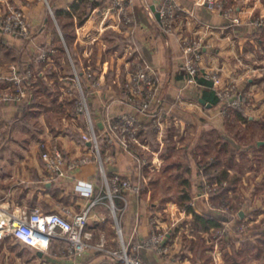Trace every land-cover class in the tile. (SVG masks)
I'll return each instance as SVG.
<instances>
[{"label":"crops","instance_id":"crops-1","mask_svg":"<svg viewBox=\"0 0 264 264\" xmlns=\"http://www.w3.org/2000/svg\"><path fill=\"white\" fill-rule=\"evenodd\" d=\"M49 1H32L28 10L31 39L0 31L1 88L11 82L16 72L22 75L28 67L36 71L37 77L36 84L22 99L0 102V264H46L42 261L47 259L54 264L119 262L110 252L118 229L116 224L107 222L106 206L111 205L109 198L104 197L105 189L90 221L98 229L103 227L110 232L106 248L96 245L74 257L55 261L52 251L60 241L53 240L51 252L40 254V250L4 232L15 213L35 208L50 212L64 206L80 211L100 190L102 174L97 161L75 170L71 177L51 179L41 157L42 144L51 142H57L69 157L94 152L91 141L83 138L92 132L90 120L87 115L78 114L72 103L81 93L75 83L76 71L89 100L92 125L103 145L102 153L111 151L113 156L106 163L108 173L138 178L141 184L139 193H126V209L124 201L116 199L124 236L128 242L135 243V240L148 239L157 230L167 232V250L159 252L155 247H141L138 250L141 258L147 264H264V186L259 184L264 171L256 175L257 184L249 190L243 189L241 225L238 232L227 225L221 235L226 242L222 243L214 229H203L193 214L170 198L175 193L190 192L196 195L201 209L195 207L198 213H213L202 199H206L201 192L206 177L199 172V161L189 160L188 169L179 161L174 166L175 161L168 158V146L174 136L171 126L176 121L175 126L184 129L186 126L188 129L225 128L231 116L222 117L220 103H203L201 98L206 91L214 92L217 87L229 84L236 85L248 118L233 117L248 128L246 134L252 138L248 143L240 142L239 146L249 156H253L254 149L257 156L264 154V27L252 23L260 14L264 15L262 1L239 0L236 13L229 18L209 8L206 0H179L177 29L166 34L159 15L165 0H128L131 25L122 23L120 12L112 8L110 0H77L74 7L72 0H54L58 9L68 8L62 15L63 21L67 17L68 24L72 25L64 27L68 42ZM47 7L53 12H48ZM1 8L5 9V5ZM80 19L83 22L78 24ZM194 35L203 37L206 43L203 69L215 70L220 75L213 87L190 86L185 81L182 38ZM73 54L78 57L79 69ZM136 55L153 68L158 82L156 93L166 115H171L170 121L174 119V122L162 123V130L158 132L149 127L143 130L134 153L120 147L108 150L105 138L108 116L135 112L149 122L148 114L139 112L126 101L128 91L124 84ZM87 71L92 74L87 75ZM61 86L63 92L56 95L55 87ZM232 139L227 141L231 144ZM135 154L146 158L141 172ZM167 179L179 180L177 192ZM184 225L192 228L185 229ZM25 251L32 252L36 258L27 262Z\"/></svg>","mask_w":264,"mask_h":264},{"label":"built area","instance_id":"built-area-1","mask_svg":"<svg viewBox=\"0 0 264 264\" xmlns=\"http://www.w3.org/2000/svg\"><path fill=\"white\" fill-rule=\"evenodd\" d=\"M123 0H114V9L121 13L122 22L130 24L133 22L131 13L127 6L121 3ZM230 0H207L206 4L213 10L220 11L226 17L231 18L237 11V7L229 3ZM178 0H165L159 8L160 21L165 33H172L175 28V22L180 8ZM238 19L233 18V21ZM124 23V24H125ZM253 25L264 27V20L257 17L253 20ZM0 31L13 34L16 36L28 37L30 34L25 13L22 9L10 8V11L0 19ZM205 41L201 36H187L182 38L184 69L186 72V82L195 86H202V79H212L218 83L220 75L215 70L203 69L202 58L204 54ZM45 57V54H43ZM132 65L134 71H131L126 82L128 95L126 101L138 108L139 112L148 114L149 122L142 119L135 112H122L117 115L107 117L106 123V143L108 150L113 147H120L124 151L133 152L140 143V135L148 125L154 131L162 130L161 117L167 114L162 108L161 99L156 95L155 84L156 78L152 75L150 65L141 57L134 56ZM90 74V73H89ZM36 72L33 68L28 67L24 74L16 72L13 76V82L10 86L0 88V102L9 103L22 99L30 91L34 84ZM75 83L80 86L81 93L76 100V112L85 114L90 120L92 132L84 134L85 140L91 141L96 153L84 154L75 157H69L57 142L42 144V160L51 179L68 178L73 175L75 170L86 164L98 161L102 174V184L99 192L95 197L80 211H74L70 207H62L60 210L45 212L39 208L32 210H23L20 214H14L9 218V224L4 232L13 235L16 239L29 247L44 252H51L53 240L60 241L57 250L52 251V255L59 259L71 258L83 253L96 245L92 241V233L86 230L93 207L102 202V191L106 190L104 197L109 198V202L115 219L117 229L121 235L122 248L120 250L110 251L117 256L124 264H147L137 255L141 246L155 247L159 252H165L166 233L155 231L148 239L141 243L126 242L123 238V229L120 218L117 216L119 207L116 205V199L121 198L124 201V209L128 206L126 193L133 191L139 193L141 184L137 179L125 177L120 173L110 174L107 171L106 163L113 160L111 151L108 154L102 153L99 137L93 129L90 104L86 93L83 90L81 79L76 71ZM98 85V82L95 83ZM216 94L224 104L223 112L227 113L231 107H238L244 103L241 95L235 91V86L217 87ZM96 154V155H95ZM94 155V156H93ZM136 161L141 164L146 161L145 157H139L135 154ZM211 190V188H210ZM103 241L97 246H103Z\"/></svg>","mask_w":264,"mask_h":264},{"label":"rangeland","instance_id":"rangeland-1","mask_svg":"<svg viewBox=\"0 0 264 264\" xmlns=\"http://www.w3.org/2000/svg\"><path fill=\"white\" fill-rule=\"evenodd\" d=\"M32 1L33 0H0V7H3L5 5V9L1 8V10H0V19H2L5 16V14L10 11V8H12V9L19 8V9H22L23 12L25 13V17L27 20V26L29 27V30H30V34L28 37L22 36V38H25V39H31L33 36L32 27H31V24L29 21V15H28V10L31 7ZM261 1L263 4V7H264V0H261ZM111 2H112L111 3L112 8L114 9L115 4L113 3V0ZM127 2H128V0L121 1V3L125 4L128 8L129 4ZM228 2L237 6L236 3H238L239 0H233V1L231 0ZM180 7H181V5H180ZM49 10L51 11V13L53 12V10H51V9H49ZM259 18L264 20V15L260 14ZM67 19L68 18L66 17L64 22H66ZM121 19H122V15H121ZM122 23H125V22H122ZM58 25L60 26L59 22H58ZM68 25H70V27L72 26L71 24H68ZM130 25H131V23H130ZM176 29H177V20L175 22V28H174V31L172 33H174ZM172 33H166V34H172ZM204 44L206 45V43H204ZM151 69H152L151 70L152 75H155L152 67H151ZM131 71H134V67L132 65H131L130 72ZM87 72H88L87 75H89V73L92 74V72H90V71H87ZM130 72H129V74H130ZM36 81H37V77L34 80L35 84H36ZM12 82H13V77L11 79V82H9V84L7 86H10ZM126 82H127V80L125 81V84H124L125 86H126ZM157 85H158V82L156 81L155 90L157 88ZM188 85L195 86L193 84H188ZM216 85H217V83H216ZM62 86H61V88L55 87L56 95H60L61 92H63L64 87H62ZM202 86L205 87V85H202ZM229 86H235V91L237 93H239L235 84H229ZM0 88H1V86H0ZM156 95L158 96L157 93H156ZM78 96H79V93L76 95L74 102L72 100L74 108L76 106V100L78 99ZM220 104L222 105L221 112H220L222 117H225V118H227L228 116L232 117V118L231 117L229 118L225 128H221V130H219V129L211 130V129H207V128L195 129L192 127H190L191 129H188V126H186L184 129V128L179 127L180 125L175 126V123H177V121L175 123H173L174 122L173 117L175 115H173L172 121H170L171 115H169V116L163 115L161 117V122L166 123V121L167 122L170 121V123H173V125L171 124L172 125L171 131H172L174 136L172 139V143H170L168 146V158L172 157V161H175L174 166H176L177 162L179 161L180 163H183V165L185 167L187 166V168L189 169V166H190L189 160L194 159V160L199 161V165L201 166V170L205 171L204 167L206 166V164H209L208 162L211 163L208 167L209 168L208 170L210 173H212L214 175V177H212L210 179L209 178L206 179L208 181L205 180V182L203 184L205 187L203 186L201 192L203 194L205 193L203 196L206 197L207 200L203 197H202V199L204 201H206V203L209 204L210 208L213 210L222 212V211L230 209L233 212L235 211L237 214H240L239 213L240 202H241V199H245V194H244L243 189L249 190L250 187L257 184L256 181L258 179L256 178V175L258 173H260L261 171H264V157H262L264 154L257 156V154H255L256 149H254V150H252L253 156H249L248 152L242 151L243 149H241V146H239V143L240 142L241 143H248L250 140H252V138H250L246 134V133H249V130H248V128L245 129V127L238 120H236L235 117H233L236 115H234V114L232 115V111L227 112V113L223 112L224 104L221 102V100H220ZM238 107L244 108V103ZM198 118H202V117H198ZM252 129H254V128H252ZM175 135H177L176 138H175ZM230 137L233 138L231 140L233 143H231V144L229 143V141H227L228 139L230 140ZM101 149L103 151L102 143H101ZM94 152L96 153L95 148H94ZM41 154H42V152H41ZM93 161H97V160L94 159ZM188 169L186 171H188ZM228 169L230 170V172H228L229 173L228 179H229L230 186H228L226 188V184L228 183V181H225V182H223V184L225 185V189H221L220 186L222 183L219 182V175L222 174L223 171L228 170ZM137 180H138V178H137ZM167 180L169 181V183H172L171 184L172 190L177 192L176 190L178 189V186H179V184H178L179 180L178 179H167ZM230 180H232V181H230ZM259 180H260L259 184H262V186H264V177L259 178ZM210 188H211V190H210ZM187 193H188V196H189V194H191V195L189 196V198L185 199L184 197H185V194H187ZM157 196H160V194L158 193ZM255 197L256 196H254V198ZM170 198L174 199V201L176 200L177 204L180 206L181 209H183V208L186 209V207L188 205H193L194 207H198L199 210L201 211V209L198 206V203L196 201V195L195 194H192L190 192H183V193L179 192L178 194H176V193L172 194L170 196ZM106 207H107V215H108L107 216L108 217L107 222L114 224V225L115 224L117 225V221L115 219V213L113 212L111 206H106ZM94 208H95V206L93 207V209ZM164 213H166V212H164ZM164 213L162 212V214H164ZM91 214H92V212H91ZM117 216H119V218H120L119 220L121 221V211L120 210L117 211ZM154 222L156 224V218H154ZM184 226H185V229L192 228L191 225H189L188 227L186 225H184ZM114 228H115V226H114ZM193 228H195V227H193ZM242 228L244 229V227H242ZM157 229H159V228H157ZM86 230L88 232L92 233V241L91 242L93 243V245L94 244L97 245V242L99 241V239H101V236H102L103 238H102L101 242L102 241L104 242L103 246L101 244V247H99V246L98 247L102 248V249L107 247L106 246L107 245L106 244L107 239H108L107 235L110 233L109 231L107 232V229H106V231L103 227L98 229V225H96L94 221H90V219H89V224H88ZM159 231L160 230H157V232H159ZM162 232H165L167 235L166 231L163 230ZM115 234H116V239L114 240V244L112 247H113V250H120L122 248L121 235H119V232H118V235H117V233H115ZM221 235H223V233L222 234H220V233L215 234V236H220L218 239H220V241L222 243H223V241L226 242L225 238L221 237ZM123 238L125 239L126 242H128L126 237L124 236V234H123ZM166 244L168 245L169 242H167ZM55 250H57V248ZM52 257H53L52 259H54L55 261L63 260V259L56 258L54 256H52ZM31 258L34 260L36 257H35V255H33L32 252H29V251L26 252L25 251L24 252V259L27 262H29V260ZM115 258L117 261H119L116 264H124L122 261L118 260L119 258L117 256ZM64 259H66V258H64ZM42 262H46V264H54L53 262H50V260H48V259L45 261H42ZM41 264H43V263H41Z\"/></svg>","mask_w":264,"mask_h":264},{"label":"trees","instance_id":"trees-1","mask_svg":"<svg viewBox=\"0 0 264 264\" xmlns=\"http://www.w3.org/2000/svg\"><path fill=\"white\" fill-rule=\"evenodd\" d=\"M76 1L77 0H72V2H73L72 3V7H74V5L76 4ZM110 1H112V0H110ZM49 2L51 3V6H53V9L55 11L56 16L59 17V23H60L61 28L63 29V35L65 37V40L68 42V40L66 39L68 33H66L64 27H66L67 24L70 21L64 22L63 19H62V15L65 13L66 9H68V8L58 9L57 8V5L54 3V0H50ZM48 8L49 7H47V10L49 12L50 10ZM82 22H83V19L82 20L80 19L78 21V24H80ZM16 37L22 38V36H16ZM60 46L65 50V45L63 44V42H60ZM73 59H74L75 64L77 65V69H79L78 57H76V54H73ZM24 73H25V70H24ZM201 82L204 85H208V87H213L214 86V80H212V79H202ZM203 97H204V99L207 102H210L213 105H217L218 103H220V98L217 96L216 91H214V92L213 91H206L204 93ZM231 111H232V115L234 114V115H236L238 118H240L242 120L248 118L247 115L245 114V112H244V110H243L242 107H231V109H230L229 112H231ZM148 127L151 128L150 125H148ZM208 163L209 164H206V166L204 167L205 168V171L201 170V166H199L200 167V170H199L200 174L201 175H204L206 177V179H208V178L210 179V178L214 177V175L212 173H210L209 170H208L209 169L208 167L211 164L210 162H208ZM139 172H141V170ZM228 176H229V173H228L227 170L223 171L222 174L219 175V182L222 183L221 186H220L221 189H225V185L223 184V182H225V181H228V183L226 184V188L228 186H230ZM230 181H232V180H230ZM190 195L191 194H189V196ZM189 196H188V193H187V194H185V197L184 198L187 199V198H189ZM186 210L188 212H190L191 214H193L195 220L201 224V227L203 229H205V230L206 229H214V233L215 234H217V233H220V234L224 233V231H226L225 229L227 228V225H229V224H230L229 226H231L230 228H231L232 231L235 230L236 232H238L239 225H241L240 222H239L240 214H237L235 211L233 212L230 209L225 210V211H222V212L221 211H216V210H213L212 209L213 210V213H207V212L198 213L195 210V207L193 205H188L186 207ZM232 222L234 223L233 225H231ZM134 242L139 244V243L142 242V240H140V241L139 240H135ZM141 247H146V246L143 245ZM196 253H198V251ZM137 255L139 257H141L138 254V251H137Z\"/></svg>","mask_w":264,"mask_h":264},{"label":"water","instance_id":"water-1","mask_svg":"<svg viewBox=\"0 0 264 264\" xmlns=\"http://www.w3.org/2000/svg\"><path fill=\"white\" fill-rule=\"evenodd\" d=\"M201 100L203 101V103L206 102V100L204 98H201ZM42 253V251L40 250V254Z\"/></svg>","mask_w":264,"mask_h":264}]
</instances>
